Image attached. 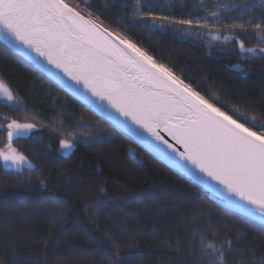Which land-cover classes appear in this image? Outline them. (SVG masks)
I'll return each mask as SVG.
<instances>
[{
    "label": "trees",
    "instance_id": "16d2710c",
    "mask_svg": "<svg viewBox=\"0 0 264 264\" xmlns=\"http://www.w3.org/2000/svg\"><path fill=\"white\" fill-rule=\"evenodd\" d=\"M192 1L153 0L152 11L189 19L195 14ZM68 2L110 30L125 32L227 109L239 106L245 117L264 118V44L258 46L249 25L225 43L171 27L144 31L132 15L136 0ZM169 2L171 8L159 7ZM240 41L257 52L242 53ZM0 80L19 102L0 99V149L12 119L36 124L27 137L13 140L35 168L18 173L0 161V264H197L202 238L232 242L227 264H259L264 258V231L257 223L225 208L1 40ZM73 130V150L62 151L59 141L71 139L67 133ZM94 200L105 203L98 210Z\"/></svg>",
    "mask_w": 264,
    "mask_h": 264
},
{
    "label": "snow or ice",
    "instance_id": "6c2138e0",
    "mask_svg": "<svg viewBox=\"0 0 264 264\" xmlns=\"http://www.w3.org/2000/svg\"><path fill=\"white\" fill-rule=\"evenodd\" d=\"M204 2L201 0L200 6ZM153 7V0H136L132 6L136 26L147 32L171 27L181 33L207 35L227 43L236 39L237 28L241 32L248 30L243 23H233L231 31L223 34L219 25L224 17L216 11L195 20L177 19L157 15ZM159 7L171 8V2L161 3ZM218 7L232 10L228 4ZM240 10L242 15L264 11V0ZM248 24L257 35L258 46L264 44V21ZM0 40L33 61L37 70L57 77L58 73L52 69L62 72L67 77L65 83L73 82L67 86L95 105L98 112L106 114L116 128L138 138L195 179L207 177L203 182H214L209 188L230 209L239 210L264 231V118L245 117L239 106L227 109L219 103L218 96L213 99L211 94L186 82L182 75L154 59L125 32L110 30L99 17L91 12L83 13L68 0H0ZM239 49L242 53L257 52V48H246L243 41L239 42ZM259 52L264 58V47ZM30 53H35V57ZM89 94L95 99L90 100ZM0 99L19 104L2 80ZM35 128V123H21L16 119L7 123V143L0 149V160L6 169L14 168L19 173L25 167L35 168L23 152L13 147L14 138L27 137ZM74 131L67 133L71 139L59 141L62 151L74 148ZM40 183L46 187L43 180ZM101 191L106 194L104 189ZM90 203L99 210L105 201ZM112 243L119 247L115 241ZM233 250L228 239L217 244L202 238L197 264H203L205 259L207 264H227V254ZM112 255L115 258L119 253ZM259 264H264V258Z\"/></svg>",
    "mask_w": 264,
    "mask_h": 264
},
{
    "label": "rangeland",
    "instance_id": "374dc122",
    "mask_svg": "<svg viewBox=\"0 0 264 264\" xmlns=\"http://www.w3.org/2000/svg\"><path fill=\"white\" fill-rule=\"evenodd\" d=\"M193 12L195 14L191 15V19H199L205 15H210L213 11L219 13L222 17H224V22L219 25L220 30L223 28L231 27L233 23L235 24H244L249 25L248 22L259 23L261 21L259 17L264 16V11L254 10L251 12H247L242 15L241 7L249 4H260V0H205L203 6H200L201 0H193L191 2ZM231 5V11H225L218 5ZM4 149V148H3Z\"/></svg>",
    "mask_w": 264,
    "mask_h": 264
},
{
    "label": "water",
    "instance_id": "95a60500",
    "mask_svg": "<svg viewBox=\"0 0 264 264\" xmlns=\"http://www.w3.org/2000/svg\"><path fill=\"white\" fill-rule=\"evenodd\" d=\"M1 41L3 42V40H1ZM3 43H4V42H3ZM8 47H10V46H8ZM10 48H11V47H10ZM11 49L14 50L16 53H18L15 49H13V48H11ZM25 51H27V50H25ZM18 54L21 55L20 53H18ZM29 55L32 56V57H35V53H30ZM21 56H22V55H21ZM22 57L25 58L24 56H22ZM25 59H26V58H25ZM40 59L42 60V58H40ZM26 60H28L30 63H32V64L36 67V65L34 64L33 61H31V60H29V59H26ZM49 67H51V66H49ZM52 72H57V73H58V77H57V76H53L51 72L44 71L43 73L46 74V75H47L49 78H51L52 80H54L56 83H58L63 89H65L66 91H68L70 94H72L73 96H75L77 99H79L80 101H82V102H84L85 104L89 105V107H91L94 111H96L99 115H101V116H102L103 118H105L107 121H109L110 123H112V122L109 120V118L107 117L106 114H103V113H101V112H98V111L96 110V108H95V105L86 102V101H85V100H84L79 94H77V93L74 92L71 88H69V87L67 86V83H73V82L68 81L67 83H65V81H67V77H64L62 72H59V70H56V69H54V68L52 69ZM89 98H90V100H94V99H95V98L90 97V94H89ZM112 124H113V123H112ZM113 125H114V124H113ZM120 130H122V131H124L126 134H128L127 131H125L124 129H120ZM161 134L164 135L165 138L168 139L170 143H174V141H172L171 138L168 137L166 133L162 132ZM128 135H129V134H128ZM145 135H146V134H145ZM129 136H130V135H129ZM131 137H132V136H131ZM132 138H133V139H134V140H135L140 146H142L144 149H146L147 151H149L150 153H152L154 156H156L158 159H160L161 161H163L165 164H167V165H169L170 167L176 169L177 171H179L180 173L184 174L185 176H187V177L190 178L191 180H193V181H195L196 183H198L199 185H201V186H202L203 188H205L207 191H209L210 196L215 197V198H216V199H217V200H218V201H219V202H220L225 208H227V209H229V210H231V211H233V212H235V213H237V214H239V215L245 217L244 215H242V213H241L239 210H236V209H230V208L228 207V205L225 203V201L219 197L218 193L214 192L212 189L209 188L208 185L211 184V183H214V182H212V181H210V180L208 181V183H204V182H203L204 180H208L207 177H203L202 180H197V179H195L194 177H192V176L186 174L182 168L177 167V166H176L175 164H173L171 161L162 158L161 155H160L158 152H155V151L151 150L150 148L146 147V146H145V145H144V144H143L138 138H135V137H132ZM14 139H15V138H14ZM177 147H179V146H177ZM72 150H73V149H71V150H66V151H67V152H70V151H72ZM180 150L182 151L183 149L180 148ZM1 162H2V164L4 165V163H3L2 160H1ZM25 168H27V167H25ZM197 174H198V175H202V174H199V173H197ZM246 218H248V217H246ZM248 219H250V218H248ZM250 220H251V219H250Z\"/></svg>",
    "mask_w": 264,
    "mask_h": 264
},
{
    "label": "flooded vegetation",
    "instance_id": "af4514ba",
    "mask_svg": "<svg viewBox=\"0 0 264 264\" xmlns=\"http://www.w3.org/2000/svg\"><path fill=\"white\" fill-rule=\"evenodd\" d=\"M1 161V160H0Z\"/></svg>",
    "mask_w": 264,
    "mask_h": 264
}]
</instances>
